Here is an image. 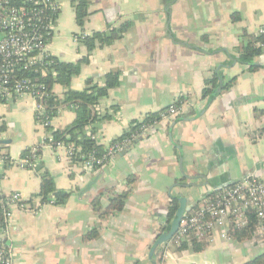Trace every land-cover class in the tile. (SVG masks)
Returning <instances> with one entry per match:
<instances>
[{
  "label": "crops",
  "instance_id": "0c3cea01",
  "mask_svg": "<svg viewBox=\"0 0 264 264\" xmlns=\"http://www.w3.org/2000/svg\"><path fill=\"white\" fill-rule=\"evenodd\" d=\"M83 28L77 27L71 0H60L56 33L48 53L63 62L86 55L75 35L102 31L108 24L132 23L124 37L94 50L88 64L72 78L70 88L81 91L85 80L103 84L105 74L120 72L118 87L100 100L96 144L108 148L129 125L158 113L184 98L180 116L158 121L150 135L140 137L99 169L65 163L64 151L41 149L39 162L57 189L70 193L61 206L40 205L36 172L14 162L49 132L35 120V104L25 96L0 102V154L12 163L0 166V194L18 192L36 213L14 209L4 227L5 247L12 264H244L262 252L237 242L216 239L195 252L179 250L170 241L150 249L166 226L172 199H186L187 211L201 198L247 178L264 179V53L254 59L260 70L243 72L232 59L243 31L264 29V0H92ZM240 15L232 23L230 16ZM220 70L235 84L209 104L201 99L204 81ZM61 98L64 88L53 87ZM61 107L51 120L53 131L74 121ZM258 130L261 135L257 136ZM123 208L103 217L109 200L128 187ZM178 202V201H177ZM91 232L95 236L86 240ZM243 247V248H242Z\"/></svg>",
  "mask_w": 264,
  "mask_h": 264
},
{
  "label": "built area",
  "instance_id": "2783aa9c",
  "mask_svg": "<svg viewBox=\"0 0 264 264\" xmlns=\"http://www.w3.org/2000/svg\"><path fill=\"white\" fill-rule=\"evenodd\" d=\"M59 10L60 0H0V102L31 97L35 104L36 123L44 129L50 127L51 122L43 112L44 86L25 75L46 74L42 66L48 64L51 56L47 46L55 36ZM181 109L182 103L160 112L159 121L176 120ZM154 124L141 125L137 132L111 144L101 156L94 153L81 156L80 165L84 169L103 166L123 153L133 141L150 135ZM45 146L54 152L63 150L64 158H59L60 161L75 163L72 147L54 142L49 133L40 145L28 149V156L21 157L14 165L35 172L41 149ZM4 162L12 163L7 156L0 154V166ZM14 209L36 213L39 207L29 206L18 192L0 194V264H12L10 252L5 247L4 227ZM244 231L249 235L238 240L235 235ZM216 239L264 248L263 178L243 179L201 198L184 213L170 243L175 247L192 243L204 247L212 245Z\"/></svg>",
  "mask_w": 264,
  "mask_h": 264
},
{
  "label": "trees",
  "instance_id": "16d2710c",
  "mask_svg": "<svg viewBox=\"0 0 264 264\" xmlns=\"http://www.w3.org/2000/svg\"><path fill=\"white\" fill-rule=\"evenodd\" d=\"M92 0H71V6L74 11L75 24L79 28H83L85 19L89 16V7ZM230 21L236 23L240 21V15L233 13L230 16ZM132 23L129 21H123L115 24L106 25L102 31H94L90 35H75V40L78 44L82 45L86 49V55L80 58L76 62H63L57 58L50 56L48 64L42 66L45 69V75L41 73H27L25 76L34 78L35 82L44 86L45 97L43 99V112L44 116L49 120H53L60 111L61 107H67L74 113V121L67 127L61 130L53 131L51 127L45 128L50 133L54 142H61L64 145H69L73 149L74 162L83 161L82 157L87 156L89 153H94L96 156H101L106 148L96 144L94 140L95 129H91L87 134L86 127L92 126L100 120H108V117H100L97 111L100 100L107 97L108 92L119 85L120 72L112 71L105 74L103 84H98L94 79L88 78L85 80L84 88L81 91H74L70 88L72 78L80 74L82 66L88 64L91 53L96 49H104L113 45L121 40L124 35L131 29ZM264 53V29H261L257 33H249L243 31L239 36L238 44L233 48L232 59L235 63L244 67L243 72L254 73L260 70V66L254 63V59ZM39 71V70H38ZM236 81V77L226 79L220 70H216L212 75L204 81V87L201 92V99L207 100L215 89H220L221 92L229 90ZM55 85L64 88V92L61 98H57L53 94V87ZM219 93V94H220ZM214 95V98L219 96ZM213 98V99H214ZM185 100L179 98L170 106L162 109L166 111L171 107H178ZM153 113L147 115L142 121L132 122L128 129L125 130L122 135L112 141L111 144L121 141L127 138L131 133H135L141 127V125H151L159 121V113ZM256 118L264 115V111H256ZM261 135V131L258 130L257 136ZM29 155L28 150L21 154L22 158ZM95 167L94 169H99ZM36 174L39 176L40 185L37 197L40 198V205L51 204L53 206L63 205L69 198L70 193L68 191L59 190L56 188L54 181L50 174L42 169L40 162H38ZM133 182V178L127 180V189L122 193L114 195L110 200L108 207L105 211H101L99 201L93 200L92 208L100 214L101 217L109 215L113 212L120 211L123 208L124 200L130 192L129 187ZM178 202L176 199H172L170 206L168 207L166 216V226L162 227L160 233L163 232L176 212ZM249 232L244 231L241 234H236L235 237L239 240L241 237H247ZM95 236V232H91L84 238L90 240ZM191 248L195 252L202 250V246L196 243L190 245L183 244L179 250ZM244 264H264V252L253 258L252 260Z\"/></svg>",
  "mask_w": 264,
  "mask_h": 264
},
{
  "label": "water",
  "instance_id": "95a60500",
  "mask_svg": "<svg viewBox=\"0 0 264 264\" xmlns=\"http://www.w3.org/2000/svg\"><path fill=\"white\" fill-rule=\"evenodd\" d=\"M219 93H220V89H215L212 95L207 99V103L209 104L213 100L214 95L219 94ZM177 201H178V207L176 209L174 217L169 223L167 230H165L162 234H160L155 239L153 246L150 249V253H149L150 259L152 258L155 250L158 247L164 248L165 245L171 240V238L173 237V235L176 233L178 229V225H179L181 218L183 217L184 213L188 210L186 199L179 198Z\"/></svg>",
  "mask_w": 264,
  "mask_h": 264
},
{
  "label": "rangeland",
  "instance_id": "374dc122",
  "mask_svg": "<svg viewBox=\"0 0 264 264\" xmlns=\"http://www.w3.org/2000/svg\"><path fill=\"white\" fill-rule=\"evenodd\" d=\"M243 248V247H242Z\"/></svg>",
  "mask_w": 264,
  "mask_h": 264
}]
</instances>
